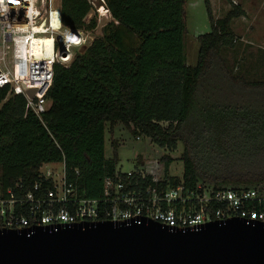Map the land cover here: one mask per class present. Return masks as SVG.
Instances as JSON below:
<instances>
[{
	"label": "trees",
	"instance_id": "16d2710c",
	"mask_svg": "<svg viewBox=\"0 0 264 264\" xmlns=\"http://www.w3.org/2000/svg\"><path fill=\"white\" fill-rule=\"evenodd\" d=\"M187 1L193 0H105L113 20L70 67L55 66L42 120L25 96L0 87L3 189L22 182L28 192L43 164L64 161L78 191L101 198L105 180L119 172L117 159L105 156L107 125L117 123L170 151L183 143V175L166 171L162 186L264 184V81L233 80L222 59L235 45L232 22L245 10L227 0L231 9L214 19L205 0L211 31L198 37V62L189 66ZM90 11L87 0H62L63 23L72 30L96 29V17L84 21ZM162 161L168 169L173 159ZM145 184H153V176Z\"/></svg>",
	"mask_w": 264,
	"mask_h": 264
},
{
	"label": "built area",
	"instance_id": "2783aa9c",
	"mask_svg": "<svg viewBox=\"0 0 264 264\" xmlns=\"http://www.w3.org/2000/svg\"><path fill=\"white\" fill-rule=\"evenodd\" d=\"M87 1L91 11L86 23L110 14L105 0ZM91 32L64 25L62 0H0V87L9 86L12 94L25 96L27 108L42 120L50 107L46 94L55 66L70 67L80 49L92 44ZM31 89L37 90L32 98ZM147 175L142 170L119 171L105 180L101 198H88L68 178L64 161L43 164L40 180L28 192L22 182L7 189L0 185V228L155 221L171 229H196L236 217L264 222V210L258 209L264 204L260 187L162 186V179L154 176L153 184L146 185Z\"/></svg>",
	"mask_w": 264,
	"mask_h": 264
},
{
	"label": "water",
	"instance_id": "95a60500",
	"mask_svg": "<svg viewBox=\"0 0 264 264\" xmlns=\"http://www.w3.org/2000/svg\"><path fill=\"white\" fill-rule=\"evenodd\" d=\"M0 264H264V222L236 217L196 229L155 221L0 228Z\"/></svg>",
	"mask_w": 264,
	"mask_h": 264
},
{
	"label": "rangeland",
	"instance_id": "374dc122",
	"mask_svg": "<svg viewBox=\"0 0 264 264\" xmlns=\"http://www.w3.org/2000/svg\"><path fill=\"white\" fill-rule=\"evenodd\" d=\"M210 2L214 19L225 17L232 7L227 0H210ZM231 2L240 5L245 10V15L232 22L236 41L233 47L225 48L222 52L225 67L233 80L264 81V0H231ZM184 14L186 63L195 66L200 48L198 37L211 31L205 0L185 2ZM96 20L97 27L91 32L93 39L103 35L104 27L113 18L110 14H106L101 18L96 16ZM132 128L133 126L131 130ZM131 130L121 123L113 127L107 125L105 156L107 159H117L118 171L128 173L142 170L158 179H163L167 171L172 177H182L184 169L181 161L184 150L182 142L178 144L176 150L170 151L158 146L149 137L135 136ZM164 156L173 159L168 169L162 161ZM42 170L46 171L47 167L44 165ZM257 187L264 191V184Z\"/></svg>",
	"mask_w": 264,
	"mask_h": 264
},
{
	"label": "bare ground",
	"instance_id": "6f19581e",
	"mask_svg": "<svg viewBox=\"0 0 264 264\" xmlns=\"http://www.w3.org/2000/svg\"><path fill=\"white\" fill-rule=\"evenodd\" d=\"M46 42V44L48 43L47 41H45ZM48 45V44H47ZM46 48H48V46H46Z\"/></svg>",
	"mask_w": 264,
	"mask_h": 264
}]
</instances>
